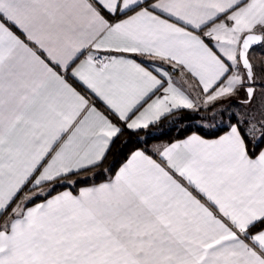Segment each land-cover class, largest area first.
I'll use <instances>...</instances> for the list:
<instances>
[{"label": "snow or ice", "instance_id": "6c2138e0", "mask_svg": "<svg viewBox=\"0 0 264 264\" xmlns=\"http://www.w3.org/2000/svg\"><path fill=\"white\" fill-rule=\"evenodd\" d=\"M261 51L264 0H0V264H264Z\"/></svg>", "mask_w": 264, "mask_h": 264}, {"label": "trees", "instance_id": "16d2710c", "mask_svg": "<svg viewBox=\"0 0 264 264\" xmlns=\"http://www.w3.org/2000/svg\"><path fill=\"white\" fill-rule=\"evenodd\" d=\"M185 115H187V114H185ZM165 124H167V121H165L164 122ZM151 131H155V129H151ZM175 135V132H172L171 133V135H169V136H164V137H162V139H170L171 138V136H174Z\"/></svg>", "mask_w": 264, "mask_h": 264}, {"label": "rangeland", "instance_id": "374dc122", "mask_svg": "<svg viewBox=\"0 0 264 264\" xmlns=\"http://www.w3.org/2000/svg\"><path fill=\"white\" fill-rule=\"evenodd\" d=\"M260 56H261V57H264V51H261V52H260Z\"/></svg>", "mask_w": 264, "mask_h": 264}]
</instances>
